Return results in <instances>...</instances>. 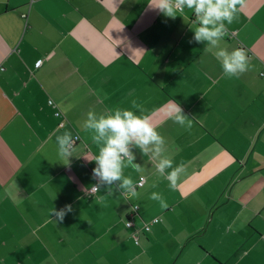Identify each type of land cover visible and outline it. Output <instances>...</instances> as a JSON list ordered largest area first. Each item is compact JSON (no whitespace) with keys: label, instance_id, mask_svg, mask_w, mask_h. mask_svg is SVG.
Instances as JSON below:
<instances>
[{"label":"crops","instance_id":"crops-1","mask_svg":"<svg viewBox=\"0 0 264 264\" xmlns=\"http://www.w3.org/2000/svg\"><path fill=\"white\" fill-rule=\"evenodd\" d=\"M154 2L0 0V264H264V0H240L215 44L194 41L191 10L169 18ZM221 49H242L248 70L226 77ZM133 102L160 151L130 145L142 170L125 159L122 171L145 178L138 196L118 181L92 192L104 140L89 113ZM166 158L174 189L157 171Z\"/></svg>","mask_w":264,"mask_h":264},{"label":"clouds","instance_id":"clouds-1","mask_svg":"<svg viewBox=\"0 0 264 264\" xmlns=\"http://www.w3.org/2000/svg\"><path fill=\"white\" fill-rule=\"evenodd\" d=\"M240 0H155L149 3L154 9L159 10L165 17L175 18L185 9L191 10L198 20L199 27L194 30V41H207L215 44L217 38L222 35L224 21L229 24L233 22L237 14V4ZM220 22V23H218ZM192 42V41H190ZM216 56L222 57V69L226 77L232 78L248 70V62L245 52L236 49L226 52L221 49ZM138 105L133 102L132 108L114 109L110 114L101 115L96 119L93 113H89L88 128L95 129L98 134L94 140L99 142L104 140V144L99 148L95 156L96 166L92 169V177L96 180L93 186L97 191L101 187L107 186L112 189L113 182H119L117 188L123 190L126 197L138 196L137 188L140 186L130 176L123 175L125 159L127 165H131L136 172L142 170V166L133 163L135 156L130 151V145L138 147L143 153H147V145H156L157 153L160 151L158 145L164 142V138L156 131L146 116H141L133 109ZM178 115L174 117L176 123L185 126L188 117L182 114L180 107L176 106ZM107 134V135H106ZM72 137L65 133L56 137L57 154L69 163L74 151ZM157 171L169 181V187L174 189L176 178L180 171L179 166L173 168L171 159H162L156 166ZM167 170V171H165ZM170 170V171H168ZM98 178V179H97ZM150 199L163 202L162 196L158 192H152ZM71 205H65L60 210L52 209L56 220L62 221L67 212H70Z\"/></svg>","mask_w":264,"mask_h":264},{"label":"built area","instance_id":"built-area-1","mask_svg":"<svg viewBox=\"0 0 264 264\" xmlns=\"http://www.w3.org/2000/svg\"><path fill=\"white\" fill-rule=\"evenodd\" d=\"M23 16H25V15H23ZM41 63H42V60H38V61L35 63V67H39V66L41 65ZM48 102H49V105H51L53 108H56L55 115H56V116H61V112H60L59 109L57 108L56 104H55L51 99H50ZM62 124H63V123H60V125H62ZM75 140H76V138L73 140V142H74ZM137 183H138L140 186H142L143 183H144V178L141 177ZM91 191L94 192V191H96V189H95V188H92ZM157 220H158V219H154V222H156ZM126 225H127V226H132V223H131L130 221H127V222H126ZM144 228H145V230H149V224H145V225H144ZM133 238H134L135 240H137V235L134 234V235H133Z\"/></svg>","mask_w":264,"mask_h":264},{"label":"trees","instance_id":"trees-1","mask_svg":"<svg viewBox=\"0 0 264 264\" xmlns=\"http://www.w3.org/2000/svg\"><path fill=\"white\" fill-rule=\"evenodd\" d=\"M53 101V100H52ZM54 102V101H53ZM55 103V102H54ZM56 104V103H55ZM51 106V105H50ZM57 106V105H56ZM52 107V106H51ZM53 108V107H52ZM58 108V107H57ZM54 109H56V108H54ZM62 116V115H61ZM61 116H57V117H61ZM76 139H77V137H76ZM144 178V177H143ZM145 179V178H144ZM140 187V186H139ZM97 191V190H96ZM96 191H94V192H96ZM137 210H138V206L137 205H134L133 206V210H132V212L134 213V214H136L137 213ZM127 221H130V219H128ZM158 221V220H157ZM156 221V222H157ZM153 223H155L154 222V220H152L150 223H145V224H149V230H150V228H151V225L153 224ZM144 224V225H145ZM134 224H132V226H133ZM144 225H143V227H142V229H143V231H145V232H148L149 230H145V228H144ZM132 226H127V227H132ZM134 234H136L137 235V237H138V234H137V232H135V231H133L132 232V234H131V237L133 238V235ZM134 239V238H133ZM137 242H138V239L136 240Z\"/></svg>","mask_w":264,"mask_h":264}]
</instances>
